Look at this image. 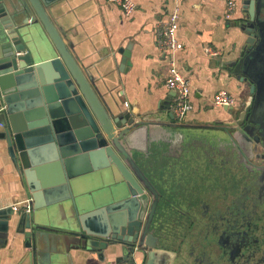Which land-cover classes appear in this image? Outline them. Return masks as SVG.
<instances>
[{
  "label": "water",
  "instance_id": "95a60500",
  "mask_svg": "<svg viewBox=\"0 0 264 264\" xmlns=\"http://www.w3.org/2000/svg\"><path fill=\"white\" fill-rule=\"evenodd\" d=\"M56 1L0 0V143L32 200L16 231L28 264H70V252L79 250L101 263L106 253H119L115 264L141 253L145 264H264L263 191L257 201L246 196L257 203L230 216L229 232L199 233L191 244L170 237L160 203L170 196L127 150L154 126L145 121L153 114L135 118L113 100L100 101L50 19ZM242 8L244 50L232 67L249 97L238 113L223 108L227 140L216 149L231 168H248L253 177L243 171L239 180L256 190L264 185V0H242ZM127 49L119 52L121 72ZM44 54L53 57L40 61ZM12 213L0 209V234H7Z\"/></svg>",
  "mask_w": 264,
  "mask_h": 264
},
{
  "label": "crops",
  "instance_id": "0c3cea01",
  "mask_svg": "<svg viewBox=\"0 0 264 264\" xmlns=\"http://www.w3.org/2000/svg\"><path fill=\"white\" fill-rule=\"evenodd\" d=\"M132 1L135 9L126 16L107 0H57L50 9V19L62 32L63 42L84 75L92 77V88L103 104L113 100L135 118L153 114L145 120L154 125L147 128L151 133L145 129V135L127 148L141 172L172 200L182 198L176 196L179 188L200 186L206 190L201 198L210 203L213 188H225L228 184L236 188L242 184L239 179L243 171L234 172L216 149L218 143L227 140L223 129L228 126L229 115L211 103L217 91L225 90L235 100L232 112L238 113L249 97V87L238 80L232 67L244 50L245 36L238 30V21L244 16L242 0ZM228 1L234 2L235 9L226 21ZM176 4L180 6L177 39L184 46L178 67L189 82L192 105L181 123L169 117L174 98L164 86L167 60L156 44L158 29ZM126 48L129 58L121 72L119 52ZM206 49L213 53H207ZM52 57L44 54L40 61ZM186 197L192 203L197 200L193 193ZM27 198L30 195L25 182L0 143V209ZM172 204L180 202L168 203L170 207ZM169 206L165 209V221L172 227L170 237L178 234L187 240L193 231L180 230L195 220L194 213L188 207V213H182L173 207L169 210ZM21 214L13 212L8 217L7 234H0V264H25L30 255L24 248L23 236L16 234ZM204 219L207 222V217ZM118 254L106 253L101 263L95 253L71 251L69 261L115 264ZM132 258L137 264H145L146 256L141 253Z\"/></svg>",
  "mask_w": 264,
  "mask_h": 264
},
{
  "label": "built area",
  "instance_id": "2783aa9c",
  "mask_svg": "<svg viewBox=\"0 0 264 264\" xmlns=\"http://www.w3.org/2000/svg\"><path fill=\"white\" fill-rule=\"evenodd\" d=\"M109 3L117 5L123 11L124 15H130L134 9L135 4L132 0H107ZM235 4L233 1L226 3L224 19L229 21L234 12ZM180 6L176 4L169 12L167 20L161 29H158L156 38L157 48L167 60V74L164 80V86L168 91H174L175 97L171 106L173 120L176 123H181L187 114L192 110L190 103V87L188 80L181 74L178 62L179 57L184 51V46L177 39V31L179 28ZM206 52L212 54L213 52L206 49ZM211 103L219 108H233L235 100L225 90L217 91L211 98ZM1 110V109H0ZM0 127H2L0 125ZM15 212L22 214H30L32 210V200L27 198L23 201L17 202L10 207ZM120 264H137L131 257Z\"/></svg>",
  "mask_w": 264,
  "mask_h": 264
},
{
  "label": "flooded vegetation",
  "instance_id": "af4514ba",
  "mask_svg": "<svg viewBox=\"0 0 264 264\" xmlns=\"http://www.w3.org/2000/svg\"><path fill=\"white\" fill-rule=\"evenodd\" d=\"M242 185L243 184H241L240 187H236V189H234L235 187H233V186L231 189L230 184L226 185L225 188H213L212 189V192L214 195L213 199L214 200L218 199V202H215L212 204L207 203V206H205L204 204H200L199 206H197L195 212L193 211V213H194L193 215H195V220L194 221L191 220L190 223L188 224V226L184 227L180 231H184V232L189 231L190 232V230H192L193 231L192 234L190 233L191 234L190 237H192L193 233H196L198 231V226L200 225L198 222L199 219H202V217L203 218L207 217V222L205 224H208L210 222V226H204L199 231V233L203 234V233H206L207 231L211 232L212 234L213 233L217 234V233L222 232V231L229 232L230 224L226 225V223L229 222L230 218L233 217V215H236L237 213L240 215H242L244 213H248V209L250 210L257 203V202H254L253 204L250 203L249 200L247 201L246 196L252 195V193H253V194H255V196L252 198L254 201H257L258 197L260 196L261 191L264 192V185L261 183H260V186L258 187V189L256 188V190H255V186L252 188H246V186L241 188ZM182 188H184V187H182ZM182 188H179L177 190L178 195H176V196H180V197L182 196V194L180 192V190ZM225 192H226V194H225L226 196H223V194ZM187 194L188 193H186L184 195L187 196ZM252 198H250V199L252 200ZM236 199H237V202H235ZM168 201L170 202L171 199L168 198L166 200H162L160 203L162 206L166 204V208H167V206H169ZM161 205H160V207H161ZM219 205H221L223 207L219 208ZM172 207L174 209H179L178 208L179 204H174V205L172 204L171 207L169 206V210H171ZM189 210L192 212L191 206L189 207ZM206 212H207V215H203ZM215 215L216 216H222V221H223L222 224L219 225L215 222L214 219H212V217H214ZM232 227H234V226L232 225Z\"/></svg>",
  "mask_w": 264,
  "mask_h": 264
},
{
  "label": "rangeland",
  "instance_id": "374dc122",
  "mask_svg": "<svg viewBox=\"0 0 264 264\" xmlns=\"http://www.w3.org/2000/svg\"><path fill=\"white\" fill-rule=\"evenodd\" d=\"M248 169L246 166H244V169H243V171L245 172V174H246V176L249 178L250 176L251 177H253V174H251L250 176L249 175H247V174H250V173H246V170ZM232 170L235 172V171H237V170H240V168L239 167H233L232 168ZM249 184V183H248ZM200 186H198L197 188H192V189H189V188H182L181 190H180V192H181V194H182V198L180 199V200H172L171 199V202H175V201H178V202H180V204H179V209H180V211L182 212V213H188V211L186 210V208L188 207V209H189V207L191 206L192 207V212L194 211L195 212V210H196V208H197V206H199L200 204H204L205 206H207V200H204V199H202L201 198V196L206 192V190H204V189H202V188H199ZM243 187H245L244 185L241 187V188H243ZM231 189H232V187H230ZM234 189H236V188H234ZM234 191V190H233ZM186 193H193V194H195L196 195V197H197V200H196V202H194V203H192L190 200H189V198L188 197H186V195H184V194H186ZM213 197H214V195L212 194V202H210L211 204L212 203H215V202H218V199H216V200H214L213 199ZM223 206H221V205H219V208H222ZM191 210V209H190ZM225 212V211H224ZM203 215H207V212L206 213H204ZM227 218V217H226ZM212 219H214L215 220V222L217 223V224H222L223 223V221H222V216H214V217H212ZM199 226H198V231L196 232V233H193V235H192V237H189L188 239H187V244L188 243H190L191 241H190V239L192 238V242L194 241V239L195 238H197V234L199 233V231L204 227V226H210V222L208 223V224H205L206 223V220L204 219V218H202V219H199ZM193 229V228H192ZM193 244V243H192Z\"/></svg>",
  "mask_w": 264,
  "mask_h": 264
}]
</instances>
